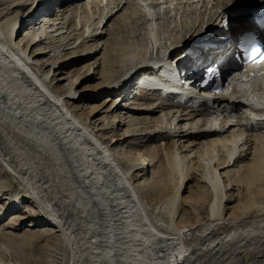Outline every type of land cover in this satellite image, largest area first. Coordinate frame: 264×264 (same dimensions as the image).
Returning a JSON list of instances; mask_svg holds the SVG:
<instances>
[{"label": "bare ground", "instance_id": "obj_1", "mask_svg": "<svg viewBox=\"0 0 264 264\" xmlns=\"http://www.w3.org/2000/svg\"><path fill=\"white\" fill-rule=\"evenodd\" d=\"M32 2L0 0V222L9 218L0 235L7 225L46 220L38 231L60 235L66 264H264V89L248 91L264 76L250 85L233 74L215 94L214 115L124 94L152 52H183L224 24L228 45L243 30L264 36V12L245 9L262 0H205L198 9L197 0H177L153 20L137 0H82L74 17L61 9L40 26L30 22L45 3ZM169 14L162 39L154 24ZM141 19L149 29L139 52H119L112 36ZM190 178L199 200L181 196ZM142 193L151 201L161 193L150 204L160 224ZM232 196L241 208L227 204ZM179 200L194 218L186 230L172 218ZM28 227L30 241L37 233Z\"/></svg>", "mask_w": 264, "mask_h": 264}, {"label": "rangeland", "instance_id": "obj_2", "mask_svg": "<svg viewBox=\"0 0 264 264\" xmlns=\"http://www.w3.org/2000/svg\"><path fill=\"white\" fill-rule=\"evenodd\" d=\"M257 3L258 2L254 3V5L257 4ZM250 6H252V5H250ZM250 6L246 5V8L248 9V8H250ZM242 9H244V8H242ZM189 11L190 10H188V12ZM99 13L100 12H98L96 17L100 16ZM209 13H213V12H209ZM196 15L190 14V15H188L187 18L190 21L191 17L194 18ZM166 16H169V17H166ZM166 16H163L161 19L159 18L158 19L159 21H155V24H154L155 25V28H154L155 30H153V31H155V32L161 31L162 34H160V35H161L162 39H163L164 36L170 34V30L172 28V24L171 23H170V25H168L169 22H171V21L166 22L167 19L173 20V18H174V16H172V14H169V15H166ZM95 20H97V19H95ZM177 20L180 22L179 16H178ZM128 21H131V20H128ZM146 22H147L146 19H143V20L141 19L138 22H132V23L131 22H129V23L126 22L124 24V26L122 27L121 31L120 30L116 31L115 34L112 36L113 38L117 37L115 39L112 38L113 46L115 44H120L118 46L115 45L118 48L117 50H119V49L121 51L123 50L122 52L123 53L125 52L126 54L128 52V53H131V55H132L133 53L139 52L140 48L143 45V42L145 41L144 37H147V30L149 29L148 28V23L146 24ZM108 24H109V22H108ZM158 34H159V32H158ZM108 37H109V34H106L104 39H107ZM117 39L119 41H114V40H117ZM228 40H229V35H228ZM162 44L164 45L163 42H162ZM104 48H105V46L103 47V49ZM124 49H125V51H124ZM120 50H119V52H120ZM126 54H124V56ZM75 58H78V57H75ZM67 61H70V59L67 60ZM97 80L98 79L96 78L95 82ZM129 82L130 81H128V83ZM91 83H94V81H91ZM141 95H142V98H141L142 101L145 100V101H150V102H158V101L162 102L161 99L160 100H155L156 99V95H154V94L153 95H149V94H146L144 92H141ZM102 99H103V97L99 96L95 101H89V103H87L86 105H91V103L95 104V105L100 104L102 102ZM123 128H124V126H122V129ZM120 129H121V127L118 126V128H117L115 133L116 134L117 133L118 134L121 133ZM135 142H138L141 145L142 144L151 143L150 141H147L145 138L144 139L138 138V139L135 140ZM118 147H120V146H118V144H117L116 145V149H118ZM148 175H150V172L148 173ZM146 177H147V174H145V177L140 178V180H144V179H146ZM147 181L148 180L146 179V182ZM228 192H230V191H228ZM161 193H158V196H162ZM202 194H203V192L198 187L197 183L195 182V178H190L187 181V183H186L185 189L181 192V196L182 197L183 196L190 197L191 201L199 200V198H200V196ZM142 195H143L144 201H146L145 202L146 205L148 204V207H149L148 210H150V212L152 213V217H154V220H155L156 224H160L156 220L157 219L156 217L158 216V214H156V211L153 212L152 207L150 206V204H154V205L158 204V203H155V202H157L155 200L157 195L154 193V200L153 201L147 199L144 196L143 193H142ZM241 201H242V198H241L240 201H237V199L233 198V196H232L231 200L229 202H227V204L228 205H233L234 206L233 209L237 210V209L241 208L242 205H243V204L238 205ZM26 205L23 208H21V209L22 210L25 209ZM235 205H237V206H235ZM187 209L188 208L182 203V201L179 200L177 202V204H176V208H174V214H176V216H174V214L172 216L174 222L177 224V226L182 227V230H186V229L190 228L189 224L191 225L194 222L193 215L190 212H187ZM183 210L186 212V214H185V212ZM200 212L203 215V209ZM182 213L185 214V215H183ZM14 214L15 215H21V213L18 212V211L13 213V216H15ZM8 219L9 218L3 219L0 222V225L2 226V224H4V225L7 224ZM168 220H169V218H168ZM31 222H32V220L29 219V220H26L25 222H20V223L17 222L16 223L17 225L14 226L15 228L11 229L10 227L12 225H7V226H5V228L2 229V231H4V234L1 233L0 242H3L8 247V249L6 251V250H4V249H2L0 247V261L7 262L9 260H11V261L15 260L17 263L19 262L20 264H66L67 263L68 251L63 246V239L60 237V235L58 236L57 235L58 233H55V234H44L43 232L38 231L47 222L46 220L38 222L36 224V226H34V227H28V225ZM27 227H28V229H31L32 231L37 233V234H34V235L32 234L33 236H31V240L30 241H29L30 237L29 236L25 237V234H24V229H26ZM159 227L162 228V230H166V232H174V230L167 229V228H165L163 226L161 227V225ZM198 227L199 226H197V228ZM194 230H196V228ZM6 231H8V232L10 231V232L9 233H5ZM190 232L192 233V230L184 231V235L187 237V240L190 239L191 235H186V233H190ZM52 235L54 236V238L52 237ZM195 237L197 238L198 236L196 235ZM54 243L57 245L56 247L61 246V244H62V246L60 248H58V249H52V247L53 248L55 247ZM50 244L52 246H49ZM59 249H61V251Z\"/></svg>", "mask_w": 264, "mask_h": 264}, {"label": "snow or ice", "instance_id": "obj_3", "mask_svg": "<svg viewBox=\"0 0 264 264\" xmlns=\"http://www.w3.org/2000/svg\"><path fill=\"white\" fill-rule=\"evenodd\" d=\"M260 51V49L259 48H256L255 50H254V53L253 54H255V52H259ZM259 59L261 60V61H264V55H261L260 57H259Z\"/></svg>", "mask_w": 264, "mask_h": 264}]
</instances>
